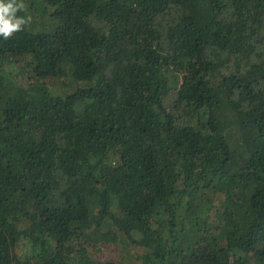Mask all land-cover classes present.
<instances>
[{
    "label": "trees",
    "instance_id": "trees-1",
    "mask_svg": "<svg viewBox=\"0 0 264 264\" xmlns=\"http://www.w3.org/2000/svg\"><path fill=\"white\" fill-rule=\"evenodd\" d=\"M23 3L0 264H264V0Z\"/></svg>",
    "mask_w": 264,
    "mask_h": 264
},
{
    "label": "clouds",
    "instance_id": "clouds-1",
    "mask_svg": "<svg viewBox=\"0 0 264 264\" xmlns=\"http://www.w3.org/2000/svg\"><path fill=\"white\" fill-rule=\"evenodd\" d=\"M25 10L23 0H0V36L5 40L21 31L28 23L24 16L17 13Z\"/></svg>",
    "mask_w": 264,
    "mask_h": 264
},
{
    "label": "rangeland",
    "instance_id": "rangeland-1",
    "mask_svg": "<svg viewBox=\"0 0 264 264\" xmlns=\"http://www.w3.org/2000/svg\"><path fill=\"white\" fill-rule=\"evenodd\" d=\"M56 84H59V85L63 86V88H64V85H62L61 83H54L53 85L57 86ZM113 247H114L113 245L108 246V247H106L105 245H102L101 249L103 250V252L105 253L106 256L113 258V259H116L118 257V252H117V250L114 251Z\"/></svg>",
    "mask_w": 264,
    "mask_h": 264
}]
</instances>
